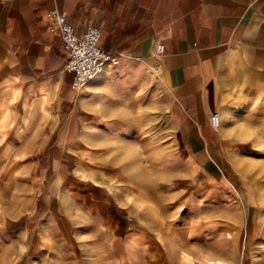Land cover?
I'll return each instance as SVG.
<instances>
[{"label": "crops", "instance_id": "crops-1", "mask_svg": "<svg viewBox=\"0 0 264 264\" xmlns=\"http://www.w3.org/2000/svg\"><path fill=\"white\" fill-rule=\"evenodd\" d=\"M53 10L77 37L97 28L100 48L116 58L83 89L65 71ZM117 65L155 73L186 157L194 165L217 159L222 133L210 118L228 102L264 120V0H0V264L40 258L39 231L61 224L60 215L86 233L94 224L110 246L123 243L129 264L194 260L183 218L160 213L128 181L84 182L95 168L82 163L83 131L119 124L99 120Z\"/></svg>", "mask_w": 264, "mask_h": 264}, {"label": "rangeland", "instance_id": "rangeland-1", "mask_svg": "<svg viewBox=\"0 0 264 264\" xmlns=\"http://www.w3.org/2000/svg\"><path fill=\"white\" fill-rule=\"evenodd\" d=\"M110 69L116 75L100 102L107 111L99 120L105 115L119 124L105 129L99 123L91 136L83 131L90 144L82 163L95 168L84 182L128 181L160 213L168 209L171 217L183 218L195 253L194 260L187 257L190 264H264V120L239 101L228 102L218 114L217 159L194 165L177 141L158 76L136 66ZM57 221L62 223L39 231L40 258L13 256L9 264H129V248L105 243L104 235L93 233L94 224L86 233L67 226L64 215Z\"/></svg>", "mask_w": 264, "mask_h": 264}, {"label": "built area", "instance_id": "built-area-1", "mask_svg": "<svg viewBox=\"0 0 264 264\" xmlns=\"http://www.w3.org/2000/svg\"><path fill=\"white\" fill-rule=\"evenodd\" d=\"M48 20L57 26L63 41L66 55L65 71L72 75L73 89H83L88 82L103 73L107 64L117 63L115 57L100 48V32L97 28L90 27L81 37H77L73 28L57 10L49 13ZM155 51L160 55L164 52V47L160 44ZM210 122L212 127L217 128L218 115H213Z\"/></svg>", "mask_w": 264, "mask_h": 264}, {"label": "bare ground", "instance_id": "bare-ground-1", "mask_svg": "<svg viewBox=\"0 0 264 264\" xmlns=\"http://www.w3.org/2000/svg\"><path fill=\"white\" fill-rule=\"evenodd\" d=\"M106 133L108 134L109 131H106ZM113 142H115V141H113ZM120 142H121V140H117V142H115V143H120ZM145 193H146V192H143V191L140 192V191H139V193H138V194H139L138 197L141 198L142 195H146ZM141 194H142V195H141ZM144 211H145L147 214H151V211H150L149 209H145ZM153 216H156V215H153Z\"/></svg>", "mask_w": 264, "mask_h": 264}]
</instances>
